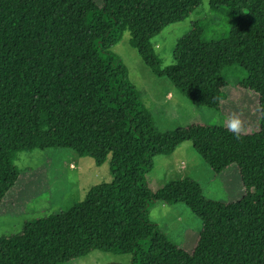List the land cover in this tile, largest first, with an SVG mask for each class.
Listing matches in <instances>:
<instances>
[{"label":"trees","instance_id":"trees-1","mask_svg":"<svg viewBox=\"0 0 264 264\" xmlns=\"http://www.w3.org/2000/svg\"><path fill=\"white\" fill-rule=\"evenodd\" d=\"M205 0H0V206L15 189L21 153L70 150L102 166L112 181L91 188L66 212L25 223L0 238V264H69L93 252L130 256L129 264H264V0H207L236 22L228 37L205 42L193 25L163 68L152 40L189 18ZM126 32L158 78L221 125L159 133L112 52ZM259 97V130L227 128L221 104L228 77ZM190 142L220 177L236 169L243 195L204 197L189 178L157 192L147 182L154 160ZM185 205L201 224L188 252L150 220L151 208Z\"/></svg>","mask_w":264,"mask_h":264},{"label":"rangeland","instance_id":"rangeland-1","mask_svg":"<svg viewBox=\"0 0 264 264\" xmlns=\"http://www.w3.org/2000/svg\"><path fill=\"white\" fill-rule=\"evenodd\" d=\"M235 22L234 15L227 9L220 14L212 13L205 0L189 18L165 28L152 40V46L163 68H167L174 63L172 52L178 41L192 30L193 25L199 24L205 29V42H215L227 38ZM130 39V33L126 32L112 52L127 67L130 80L141 92L142 102L159 133L198 124L221 125L216 112L194 107L166 78L156 77L132 48ZM242 74L237 71L228 77L230 86L225 89L227 99L221 104V112L227 128L230 129L232 122L239 121L240 133L251 134L259 130V97L236 86ZM15 165L22 174L15 189L0 206V238L18 234L27 222L68 211L82 202L91 188L112 181L110 158L99 167L93 159L65 149L21 153ZM238 176L236 169H230L216 177L187 142L171 156L156 158L147 182L149 188L157 192L170 182L189 178L200 185L205 198L231 202L243 195ZM150 220L169 239L180 244V248L188 252L193 250L201 224L185 205L156 203L151 208ZM130 261V256L93 252L69 264H129Z\"/></svg>","mask_w":264,"mask_h":264},{"label":"clouds","instance_id":"clouds-1","mask_svg":"<svg viewBox=\"0 0 264 264\" xmlns=\"http://www.w3.org/2000/svg\"><path fill=\"white\" fill-rule=\"evenodd\" d=\"M230 130L234 132H240L241 128L239 127V121H234L230 124Z\"/></svg>","mask_w":264,"mask_h":264},{"label":"crops","instance_id":"crops-1","mask_svg":"<svg viewBox=\"0 0 264 264\" xmlns=\"http://www.w3.org/2000/svg\"><path fill=\"white\" fill-rule=\"evenodd\" d=\"M180 179H183V178H180Z\"/></svg>","mask_w":264,"mask_h":264}]
</instances>
